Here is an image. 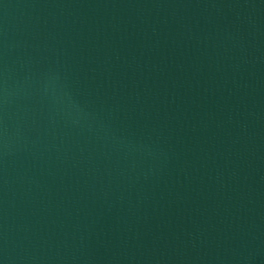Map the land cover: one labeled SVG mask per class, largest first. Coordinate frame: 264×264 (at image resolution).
<instances>
[{
    "label": "water",
    "instance_id": "95a60500",
    "mask_svg": "<svg viewBox=\"0 0 264 264\" xmlns=\"http://www.w3.org/2000/svg\"><path fill=\"white\" fill-rule=\"evenodd\" d=\"M0 264H264V0H0Z\"/></svg>",
    "mask_w": 264,
    "mask_h": 264
}]
</instances>
